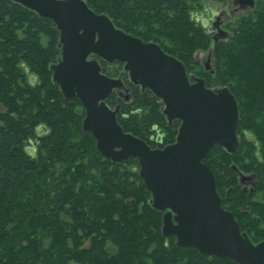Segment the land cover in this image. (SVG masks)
I'll use <instances>...</instances> for the list:
<instances>
[{"label": "trees", "instance_id": "1", "mask_svg": "<svg viewBox=\"0 0 264 264\" xmlns=\"http://www.w3.org/2000/svg\"><path fill=\"white\" fill-rule=\"evenodd\" d=\"M85 1L118 28L157 42L208 87L234 93L241 145L234 155L216 145L205 162L242 231L264 240V0L239 12L217 41L195 12L198 0ZM59 35L51 20L0 0V264H237L163 235V211L152 205L138 160L105 157L83 129L82 103L68 102L53 83ZM211 48L213 72L199 59ZM102 64L129 87L108 99L121 106L123 128L152 147L174 142L179 122L168 125L160 100L128 82L123 64Z\"/></svg>", "mask_w": 264, "mask_h": 264}, {"label": "water", "instance_id": "2", "mask_svg": "<svg viewBox=\"0 0 264 264\" xmlns=\"http://www.w3.org/2000/svg\"><path fill=\"white\" fill-rule=\"evenodd\" d=\"M13 1L56 25L61 56L50 65L53 83L68 102L82 103L83 129L93 134L105 157L116 163L138 160L152 205L163 211V235L175 236L178 246L208 256L264 264V240L255 243L242 231L234 213L223 205L215 174L205 162L216 145L232 155L241 145L238 101L230 88L208 87L203 77L189 74L185 64L157 42L118 28L85 0ZM256 1L239 3L254 7ZM227 34L220 28L214 39ZM212 54L213 48L204 61L211 72ZM102 62L123 64L128 82L160 100L168 125L179 122L174 142L152 147L123 128L121 106L112 107L108 99L129 87L122 75L105 73Z\"/></svg>", "mask_w": 264, "mask_h": 264}, {"label": "rangeland", "instance_id": "3", "mask_svg": "<svg viewBox=\"0 0 264 264\" xmlns=\"http://www.w3.org/2000/svg\"><path fill=\"white\" fill-rule=\"evenodd\" d=\"M196 1L197 0H191L193 4L196 3ZM198 2L202 6V9H197L195 10V12L199 14V16H201V20H207L208 27H212V22L217 18V21L221 20L222 22V26L220 27L227 31H230V28H228L227 25L236 20L240 8H237L238 6L234 4L233 0H198ZM247 9L249 8L242 9V11H245ZM214 32H216V30ZM207 56L208 53H199V59L203 62L205 61ZM3 109V106L0 104V110ZM251 183L252 181L246 180L245 187L250 188Z\"/></svg>", "mask_w": 264, "mask_h": 264}, {"label": "flooded vegetation", "instance_id": "4", "mask_svg": "<svg viewBox=\"0 0 264 264\" xmlns=\"http://www.w3.org/2000/svg\"><path fill=\"white\" fill-rule=\"evenodd\" d=\"M233 2H234V4L235 5H237L238 7L237 8H239V11L238 12H242V9H245V8H248L249 6H247V5H245V4H240L239 2H240V0H233ZM217 19V18H216ZM214 20L212 23V31L214 32L215 30H216V32H214L215 34H218V32H219V30H220V28H222V27H220V26H222V22H221V20H219V21H217V20ZM223 29V28H222ZM225 30V29H224ZM229 34H227V35H224L225 37L226 36H228ZM206 61V60H205ZM246 180H250V181H252V179L249 177V176H247V177H245L244 179H243V183L244 184H246ZM244 189H247L246 187H245V185H244Z\"/></svg>", "mask_w": 264, "mask_h": 264}, {"label": "bare ground", "instance_id": "5", "mask_svg": "<svg viewBox=\"0 0 264 264\" xmlns=\"http://www.w3.org/2000/svg\"><path fill=\"white\" fill-rule=\"evenodd\" d=\"M211 64H212V62H211Z\"/></svg>", "mask_w": 264, "mask_h": 264}]
</instances>
